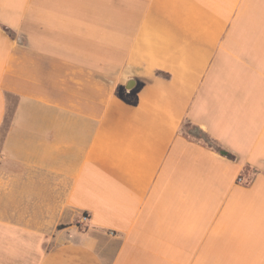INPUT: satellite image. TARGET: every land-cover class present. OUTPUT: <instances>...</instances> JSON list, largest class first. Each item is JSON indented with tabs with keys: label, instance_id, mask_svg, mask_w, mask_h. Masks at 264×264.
I'll use <instances>...</instances> for the list:
<instances>
[{
	"label": "crops",
	"instance_id": "0c3cea01",
	"mask_svg": "<svg viewBox=\"0 0 264 264\" xmlns=\"http://www.w3.org/2000/svg\"><path fill=\"white\" fill-rule=\"evenodd\" d=\"M0 264H264V0H0Z\"/></svg>",
	"mask_w": 264,
	"mask_h": 264
},
{
	"label": "rangeland",
	"instance_id": "374dc122",
	"mask_svg": "<svg viewBox=\"0 0 264 264\" xmlns=\"http://www.w3.org/2000/svg\"><path fill=\"white\" fill-rule=\"evenodd\" d=\"M124 94V93H122ZM185 132H188L191 136L198 138L202 141H209L208 137L202 133L201 131H199L198 129H196L195 127L191 126V125H187V127L184 129Z\"/></svg>",
	"mask_w": 264,
	"mask_h": 264
},
{
	"label": "trees",
	"instance_id": "16d2710c",
	"mask_svg": "<svg viewBox=\"0 0 264 264\" xmlns=\"http://www.w3.org/2000/svg\"><path fill=\"white\" fill-rule=\"evenodd\" d=\"M207 136V135H206ZM209 139V138H208ZM202 141V140H201ZM203 142H205V143H207V144H211V145H214V143L209 139V141H203Z\"/></svg>",
	"mask_w": 264,
	"mask_h": 264
},
{
	"label": "water",
	"instance_id": "95a60500",
	"mask_svg": "<svg viewBox=\"0 0 264 264\" xmlns=\"http://www.w3.org/2000/svg\"><path fill=\"white\" fill-rule=\"evenodd\" d=\"M132 84H133V82L131 81V82H130V85H129V87H128V88H131Z\"/></svg>",
	"mask_w": 264,
	"mask_h": 264
},
{
	"label": "built area",
	"instance_id": "2783aa9c",
	"mask_svg": "<svg viewBox=\"0 0 264 264\" xmlns=\"http://www.w3.org/2000/svg\"><path fill=\"white\" fill-rule=\"evenodd\" d=\"M240 181H242V179H240ZM86 219H87V217H84V218H83V220H86Z\"/></svg>",
	"mask_w": 264,
	"mask_h": 264
}]
</instances>
